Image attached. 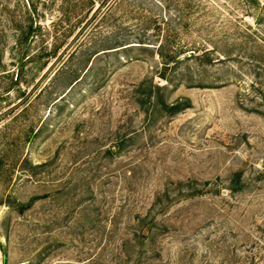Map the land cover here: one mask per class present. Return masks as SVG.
<instances>
[{
    "label": "rangeland",
    "instance_id": "obj_1",
    "mask_svg": "<svg viewBox=\"0 0 264 264\" xmlns=\"http://www.w3.org/2000/svg\"><path fill=\"white\" fill-rule=\"evenodd\" d=\"M202 38L231 56L177 71L212 86L136 92L166 84L161 42ZM116 41L60 100L64 67ZM140 260L264 264V0H0V264Z\"/></svg>",
    "mask_w": 264,
    "mask_h": 264
},
{
    "label": "trees",
    "instance_id": "obj_2",
    "mask_svg": "<svg viewBox=\"0 0 264 264\" xmlns=\"http://www.w3.org/2000/svg\"><path fill=\"white\" fill-rule=\"evenodd\" d=\"M244 10L247 13L249 9L246 8ZM143 40L144 39L141 38L140 41H135V42L150 43V42H146ZM209 40L211 39L202 38L201 41H194L193 43L188 44L186 46L176 47L172 51H168L166 48L167 44L161 42L158 47L159 48L158 54L163 59L165 71L163 73H160V77L166 80V84L160 85L158 83L157 84L150 83V81H143L141 85H139L136 92L138 94H144L145 96H147V98L152 100L156 96H158V98L164 96V91L166 89H170V87L174 84L178 86V85H181L187 82L189 86H199V87L212 86V83H209V81H206L205 76L199 77V79H195L197 77H195L196 75H193L194 73L192 72V68H191L192 64L197 65V68L200 69L202 73H204L208 66L216 62H223L224 60L229 58L231 56L230 55L231 50L226 51L225 53H221V51L217 49L218 47L206 46L208 45ZM228 40L229 39H226L227 42ZM129 43L130 42L124 41L123 43L122 41H116L113 44L104 45L105 47L101 49L92 50L91 47H88L87 49H85L86 51L84 52L82 51L81 55H84V56H82L79 59V63L77 67H73L70 65V66H65L64 69L62 70L63 73H66V78L68 79L69 82H68V86L66 87V90L63 92V94H61L62 96H60V100H65L66 96L69 95V93L72 91L74 86L79 84L83 80V78L87 75V73L92 69V66L94 63L93 59H95L99 54H101L100 52L102 50L121 47ZM132 46H137V45H128L122 48H118L114 51H119L121 49H127ZM141 46L148 47L144 45H141ZM76 50H74V52L69 56V58H71L74 55ZM102 53H105V52H102ZM86 56H89L87 57L89 58V60L84 65L83 62L86 59ZM131 60H134V59H131ZM185 62H188V63L192 62V64H189L190 66L186 68V72L177 71L178 65H180L181 63H185ZM89 63L91 64L89 65ZM170 63H172L173 66L169 72L168 69L170 67L169 65H171ZM155 104L156 105H154V110L158 108L157 101L155 102ZM187 104H190V103H187ZM162 105L163 107L161 108V110H168L170 113H177V112L182 111L184 108H186V106L182 105L181 103H172L168 105L167 103L163 101ZM188 106L190 105H187V107ZM179 185L181 187V190H186L183 186L188 187V189L194 188V187H189L191 185L185 184L184 182H180ZM194 189L200 190L197 187H195ZM165 195H166V201L162 200L161 195H158L157 199L153 202L151 209H153L158 204H164L167 201H171V197L168 194V192ZM35 200L36 198L32 199L29 204L22 205V207L20 208V212H23L25 208L31 207L35 203ZM151 209L147 213H145L144 216H141L139 220L140 225L142 227V235L145 238V240L142 242V245L144 247V252H148L147 247L149 246L152 250L154 249V251H152V254L148 256L150 260L156 258L157 256H160V252H158V250H156L154 246V244H156V237L158 235L157 229L159 228V226H158V221L156 217L152 216ZM139 264H142L141 260ZM144 264H150V261L145 260Z\"/></svg>",
    "mask_w": 264,
    "mask_h": 264
}]
</instances>
